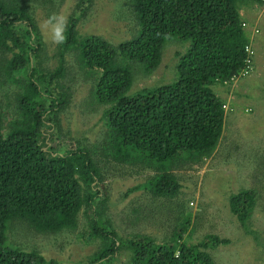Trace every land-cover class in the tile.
Returning a JSON list of instances; mask_svg holds the SVG:
<instances>
[{
	"label": "trees",
	"instance_id": "1",
	"mask_svg": "<svg viewBox=\"0 0 264 264\" xmlns=\"http://www.w3.org/2000/svg\"><path fill=\"white\" fill-rule=\"evenodd\" d=\"M72 1L75 12L65 24L57 64L47 68L29 1L0 0V88L13 92L0 102V264L47 263L37 251L7 243L10 220L21 219L38 232H59L78 226L82 208L92 215L79 235L98 241L86 264L115 260L122 251L129 264H217L205 249L228 240L216 235L188 244L183 229L163 240L139 231L118 234L105 215L97 160L83 140L60 134L66 98L54 87L64 73L65 53L74 51L78 62L95 72L94 99L106 106L102 153L112 168L121 167V177L148 171L124 196L144 191L173 198L181 188L174 169L201 164L224 131L225 98L214 86L231 83L255 65L245 51L253 39L239 9L264 1L126 0L120 19H132L135 31L113 42L83 36L77 24L93 2ZM184 43L173 51L176 79L132 91L137 74L148 76L161 64L164 44ZM256 198L254 189L243 188L227 197L230 213L249 235Z\"/></svg>",
	"mask_w": 264,
	"mask_h": 264
},
{
	"label": "rangeland",
	"instance_id": "2",
	"mask_svg": "<svg viewBox=\"0 0 264 264\" xmlns=\"http://www.w3.org/2000/svg\"><path fill=\"white\" fill-rule=\"evenodd\" d=\"M28 1L33 7L32 16L40 34L41 63L53 68L57 64L65 24L75 12V3L72 0ZM92 2L77 24L83 36L97 34L112 42L132 36L136 24L132 19L127 23L125 17L120 19V13L127 11L126 0ZM256 5H261L264 19V2ZM244 6L251 8L253 5ZM247 19L250 20L248 14ZM262 24L261 34L258 25V31H253L254 35L262 36L259 38L262 49L254 37L251 48L255 65L252 71L246 76L235 77L231 83L214 86L226 104L224 131L216 148L201 164L174 169L181 188L173 198L152 197L144 191L124 196L126 188L142 182L149 175L148 171L121 177V167L112 168L113 162L100 147L107 132L106 122L101 118L106 106L94 99L95 72L91 73V69L79 63L74 51L65 53L64 73L59 78V86L54 87L66 98L60 134L68 140H83L84 146L97 160L104 176L100 190L106 198L105 215L118 234L139 231L163 240L173 230L183 229V239L188 244L201 241L207 234L216 235L228 240L226 244L205 249L217 264H264V20ZM168 44L163 45L162 62L155 72L144 77L135 76L132 91L153 85L163 78L165 82L176 79V60L172 56L175 49L182 50L186 43L173 47ZM2 87L0 102L13 95V92L6 93V85ZM242 188L254 189L257 194L248 222L254 232L252 235L243 232L227 203L228 194ZM89 215L91 212L85 214L82 208L78 214V226L59 232H38L21 219H12L5 231L7 243L23 251H37L46 264H86L88 257L98 248L97 240L90 241L79 235L86 232ZM185 216L189 219L185 220ZM98 264H129L128 254L122 251L115 260Z\"/></svg>",
	"mask_w": 264,
	"mask_h": 264
},
{
	"label": "crops",
	"instance_id": "3",
	"mask_svg": "<svg viewBox=\"0 0 264 264\" xmlns=\"http://www.w3.org/2000/svg\"><path fill=\"white\" fill-rule=\"evenodd\" d=\"M246 5V4H245ZM253 6L250 8L249 6H244L243 8L240 7V10H239V14H240V17L242 19V22H246L247 23V27H249V31H250V37L253 39L254 37H256V40H257V44H258V47H260V41H259V38L262 37L260 36L261 32H262V20L263 19V11H261V5H256V4H252ZM246 7V8H245ZM247 14L250 16V20L247 19ZM259 27H258V26ZM256 26L259 28L260 30V34L259 35H254V32L252 29L256 28ZM262 49V47H260ZM264 51V49H263Z\"/></svg>",
	"mask_w": 264,
	"mask_h": 264
},
{
	"label": "built area",
	"instance_id": "4",
	"mask_svg": "<svg viewBox=\"0 0 264 264\" xmlns=\"http://www.w3.org/2000/svg\"><path fill=\"white\" fill-rule=\"evenodd\" d=\"M246 25H247V23H244V22H243V26H246ZM253 31L256 33V32L258 31V29H257V28H254ZM245 51L247 52L248 56H249V57L251 56V58H252V56H253V50H252V48H251V45H247V46H245ZM248 72H249V70L243 69V70L240 72V76H242V75H246V74H248Z\"/></svg>",
	"mask_w": 264,
	"mask_h": 264
},
{
	"label": "clouds",
	"instance_id": "5",
	"mask_svg": "<svg viewBox=\"0 0 264 264\" xmlns=\"http://www.w3.org/2000/svg\"><path fill=\"white\" fill-rule=\"evenodd\" d=\"M235 78V77H234Z\"/></svg>",
	"mask_w": 264,
	"mask_h": 264
}]
</instances>
